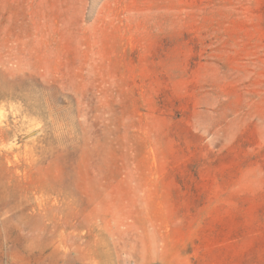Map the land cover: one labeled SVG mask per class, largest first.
<instances>
[{
    "label": "rangeland",
    "instance_id": "1",
    "mask_svg": "<svg viewBox=\"0 0 264 264\" xmlns=\"http://www.w3.org/2000/svg\"><path fill=\"white\" fill-rule=\"evenodd\" d=\"M0 264H264V0H0Z\"/></svg>",
    "mask_w": 264,
    "mask_h": 264
},
{
    "label": "bare ground",
    "instance_id": "2",
    "mask_svg": "<svg viewBox=\"0 0 264 264\" xmlns=\"http://www.w3.org/2000/svg\"><path fill=\"white\" fill-rule=\"evenodd\" d=\"M4 158H6V157H4Z\"/></svg>",
    "mask_w": 264,
    "mask_h": 264
}]
</instances>
